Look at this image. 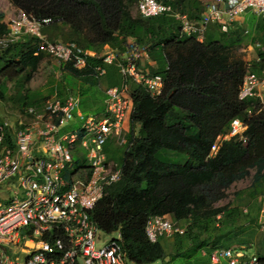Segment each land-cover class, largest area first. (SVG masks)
<instances>
[{
    "label": "trees",
    "instance_id": "trees-1",
    "mask_svg": "<svg viewBox=\"0 0 264 264\" xmlns=\"http://www.w3.org/2000/svg\"><path fill=\"white\" fill-rule=\"evenodd\" d=\"M138 1L9 0L39 21L50 20L41 31L52 42L75 43L100 55L106 46L123 53L129 40H134L147 49L157 65L146 68L165 80L159 97H152L141 86H132L133 112L125 151L118 148L121 156L116 158L111 156V140L104 147L108 162L116 163L122 175L105 189L91 219L108 235L122 234L123 249L134 264H153L166 258L161 240L152 243L146 234L147 222L154 216H167L176 226L186 224L185 232L176 234L178 250L206 249L210 257L214 250L225 248L219 243L228 237L245 247L251 239L241 238L246 229L240 225V209L216 204L253 171V182L264 174V105L260 99H239L245 77L264 69V50L256 49L257 59L250 65L237 52L233 37L239 30L230 31L233 24L215 23L224 43L199 42L195 36H181L180 23L172 17L134 16ZM157 1L192 20L200 19L205 11L201 0ZM4 18L0 13V38L9 32ZM248 22L255 36L251 42L255 47L257 43L264 46V20L254 14ZM228 39L231 41L226 43ZM40 46L37 38L27 35L6 45L0 43V101L6 97L7 82L14 81L15 88L26 87L43 60ZM87 63L85 70L62 67L80 80V84H73L80 95L99 86L102 78L107 79L108 88L121 85L112 83L108 66L101 59L89 57ZM99 66L106 69L102 78L94 72ZM69 94L73 93L68 89L59 98ZM100 97L103 103L104 92ZM46 99L33 108L41 110ZM236 118L248 124L247 143L231 139L212 155V145ZM5 143L13 145L11 128ZM165 150L185 154L188 159L183 164L170 162L160 155ZM74 164L89 168L75 157Z\"/></svg>",
    "mask_w": 264,
    "mask_h": 264
},
{
    "label": "built area",
    "instance_id": "built-area-1",
    "mask_svg": "<svg viewBox=\"0 0 264 264\" xmlns=\"http://www.w3.org/2000/svg\"><path fill=\"white\" fill-rule=\"evenodd\" d=\"M137 11L144 18L172 17L180 23L181 36H195L203 42L210 24L230 26L249 12L264 20V0H211L198 20L157 0H139ZM5 23L9 32L0 38L2 45L25 35L35 37L41 49L63 67L85 70L88 58L97 57L105 66L118 67L122 83L105 91L102 114L82 113L81 100L73 94L65 99L55 95L45 101L41 110L28 108L25 117L29 122H21V128L13 133V145L5 143L10 125L0 124V189L9 193L7 203L0 202V264H134L123 249L120 232L97 247L101 240L98 233L102 231L91 219V213L105 189L122 175L116 163L108 162L104 147L111 136L117 137L119 146L128 142L124 123L133 112L132 86H141L152 97H159L165 89L163 76L146 68L154 65L150 55L132 39L123 53L106 46L96 55L75 43L49 41L41 28L50 20L39 21L18 10ZM257 48L264 50L259 43ZM94 72L99 77L106 75L104 66ZM263 93L264 69L245 77L239 99H261ZM77 119L80 127L59 136L61 129ZM247 131L244 120L234 119L228 132L212 145L211 154L215 155L231 139L246 144ZM78 142L87 151L89 168L74 164L73 152ZM14 184L18 189L12 187ZM261 204L259 222L264 232V195ZM184 232L167 216L151 217L146 225L152 243ZM209 264H264V259L243 246L218 248L211 253Z\"/></svg>",
    "mask_w": 264,
    "mask_h": 264
},
{
    "label": "rangeland",
    "instance_id": "rangeland-1",
    "mask_svg": "<svg viewBox=\"0 0 264 264\" xmlns=\"http://www.w3.org/2000/svg\"><path fill=\"white\" fill-rule=\"evenodd\" d=\"M0 7L6 13L4 21L7 22L10 16L16 15L18 9L12 6L9 0H0ZM133 15H138L136 8H133ZM217 28L216 24H210L207 28V31L204 35V41L207 43L210 42H221L224 43L223 37L219 32L215 31ZM250 31L249 34H245V31ZM217 33V34H216ZM254 33L251 32L250 27L245 28L238 32L236 37H233L235 46H237V52L242 56L246 57L248 60L254 54H257V51H248L244 52L245 48L243 44H249L254 38ZM41 47V46H40ZM41 49V48H40ZM43 60L41 61L38 70L31 75L26 81V87H17L15 88L14 81L7 82L6 97L0 101V121L7 122L10 125L12 132L14 133L21 122H29V119L25 117L24 112L30 108L39 104L46 97L47 99L57 95L60 96V93L63 94V97L67 94L69 89L70 93L76 94L81 100L80 111L84 114L91 113L94 114L98 112V108H102L101 95L105 92L109 83L106 78L100 80V85H95L91 88L90 91L81 93L78 90L73 88V84H80V80L70 73H67L64 70L60 62L55 60L46 54L43 50ZM152 63L153 60L151 61ZM165 60L163 66H165ZM156 65V64H155ZM157 66V65H156ZM107 71L110 73V77L113 84H121L122 76L119 73V70L116 65L108 66ZM4 86V90L6 88ZM94 96H93V95ZM95 95L97 103L95 102ZM46 99V100H47ZM44 103V102H43ZM42 103V105H44ZM93 103L97 104V109H91ZM81 125V123H79ZM74 129V124L70 123L68 126H65L61 129L60 135L62 136L67 132H71ZM12 134V133H11ZM112 140L117 146V148L124 149L126 146H119L117 144V137L111 136ZM74 157L80 161L84 166H89L87 161V151L81 147H77L73 152ZM163 159L169 160L174 163H185L188 157L185 154L175 153L171 151H162L160 153ZM123 160V159H122ZM122 160L119 163H122ZM255 171L252 172L251 176L247 179L236 183L229 191L227 198L217 203V207L221 206H238L241 211L240 225L244 226L246 229V234H243L241 238H248L250 244L246 245L245 248L250 250L251 253L256 254L258 257H264V232L261 230V225L259 218L261 216L262 204L261 200L264 195V174L254 181ZM14 189H18L17 185L12 186ZM9 193L5 189H0V202L7 203ZM245 209V210H244ZM255 219V221L253 220ZM258 219V222L257 220ZM222 224L221 222H219ZM178 228L186 229V224L181 223ZM248 234H252L248 236ZM101 240L97 243V247L100 248L104 243L110 241L115 237V235H108L106 233L99 232ZM233 237H228L220 241L219 246L225 248L235 249L240 247L234 240ZM161 244L164 247L166 252V258L164 260L155 262L153 264H209L210 257L206 255V249L195 248L192 250L184 249L183 251L178 250L176 247V234L161 239Z\"/></svg>",
    "mask_w": 264,
    "mask_h": 264
},
{
    "label": "crops",
    "instance_id": "crops-1",
    "mask_svg": "<svg viewBox=\"0 0 264 264\" xmlns=\"http://www.w3.org/2000/svg\"><path fill=\"white\" fill-rule=\"evenodd\" d=\"M202 2H203V4L205 5V4H207L209 1H211V0H201ZM0 13H3L4 15H5V17H6V13L1 9V7H0ZM251 15H254L253 13H246V14H244L243 16H241L237 21H235L234 23H233V26H231V28H230V31H236V30H239V31H241V30H244L245 28H248L249 27V19H250V16ZM247 31H248V29H247ZM247 31H245V32H247ZM217 34V33H216ZM230 39L232 40V37H230ZM230 39H228L227 41H226V43H229L231 40ZM244 45V47L245 48H243V49H245L244 50V52L246 53V52H250V51H255L256 52V47H255V45L251 42V43H249V44H243ZM243 59L246 61V62H248L250 65H251V63L254 61V60H256L257 59V54H254L253 56H251L248 60H246V57H243ZM153 66H155V65H153ZM108 89V87L106 88V90ZM105 90V91H106ZM104 94H105V92H104ZM254 99V98H253ZM255 99H259V98H255ZM261 100V103L264 105V93L262 94V98L260 99ZM97 103V102H96ZM96 103H93L92 104V106L91 107H89V108H91V109H94V108H96L97 107V104ZM97 109V108H96ZM104 110H105V104H104V102L102 103V108L101 107H99L98 108V112H96V113H94V114H102L103 112H104ZM87 114H91V113H87ZM3 122L2 121H0V124H2ZM73 124H74V129H76V128H78V127H80V125H79V121H78V119L76 120V121H74V122H72ZM73 129V130H74ZM72 130V131H73ZM138 130H139V127H137L136 128V133L138 132ZM124 133L126 134V137H127V135H128V133H129V131H130V120L128 121V122H126V123H124ZM110 141V140H109ZM111 144H112V149H111V156L112 157H116V158H119L120 156H121V153H120V151H118L119 149L117 148V146L115 147V143L111 140ZM113 162V161H112ZM232 208H235V207H238V206H231ZM245 210V209H244Z\"/></svg>",
    "mask_w": 264,
    "mask_h": 264
}]
</instances>
